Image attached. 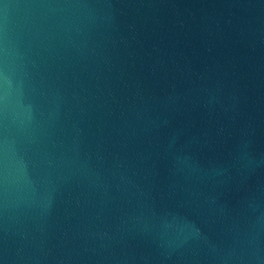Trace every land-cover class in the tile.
<instances>
[{"label": "water", "instance_id": "obj_1", "mask_svg": "<svg viewBox=\"0 0 264 264\" xmlns=\"http://www.w3.org/2000/svg\"><path fill=\"white\" fill-rule=\"evenodd\" d=\"M0 264H264V0H0Z\"/></svg>", "mask_w": 264, "mask_h": 264}]
</instances>
